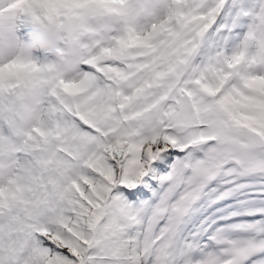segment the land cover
Instances as JSON below:
<instances>
[{"label": "snow or ice", "instance_id": "1", "mask_svg": "<svg viewBox=\"0 0 264 264\" xmlns=\"http://www.w3.org/2000/svg\"><path fill=\"white\" fill-rule=\"evenodd\" d=\"M0 264H264V0H0Z\"/></svg>", "mask_w": 264, "mask_h": 264}]
</instances>
